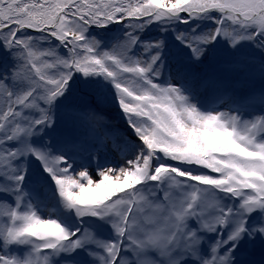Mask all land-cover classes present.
<instances>
[{
	"label": "snow or ice",
	"instance_id": "snow-or-ice-1",
	"mask_svg": "<svg viewBox=\"0 0 264 264\" xmlns=\"http://www.w3.org/2000/svg\"><path fill=\"white\" fill-rule=\"evenodd\" d=\"M0 264H264V0H0Z\"/></svg>",
	"mask_w": 264,
	"mask_h": 264
},
{
	"label": "rangeland",
	"instance_id": "rangeland-1",
	"mask_svg": "<svg viewBox=\"0 0 264 264\" xmlns=\"http://www.w3.org/2000/svg\"><path fill=\"white\" fill-rule=\"evenodd\" d=\"M113 27H119V25H113ZM181 27H183V25H181ZM96 31H99V30L97 29ZM154 31H155V26H153V28H152V32H154ZM241 87L242 86H240V88ZM255 87L258 89L259 84L255 85ZM243 91L248 93V90L243 89ZM255 103L258 107L259 101L257 100ZM108 117H109V120L111 121V126L121 128L122 130L127 129V125L125 124L124 120L122 119L121 113H119L115 108H112L108 111ZM128 131H129V134H131L130 130H128ZM259 257H260V253H259V251H257L255 258L258 260Z\"/></svg>",
	"mask_w": 264,
	"mask_h": 264
},
{
	"label": "trees",
	"instance_id": "trees-1",
	"mask_svg": "<svg viewBox=\"0 0 264 264\" xmlns=\"http://www.w3.org/2000/svg\"><path fill=\"white\" fill-rule=\"evenodd\" d=\"M242 87L240 88V86H239V88L237 89L238 90V92L240 93V94H242V95H245V94H247L246 92H244L243 91V89H245V90H250V87L251 86H249V85H241Z\"/></svg>",
	"mask_w": 264,
	"mask_h": 264
}]
</instances>
